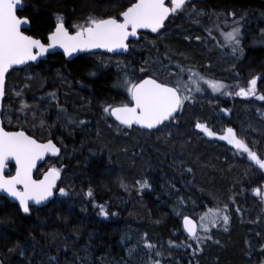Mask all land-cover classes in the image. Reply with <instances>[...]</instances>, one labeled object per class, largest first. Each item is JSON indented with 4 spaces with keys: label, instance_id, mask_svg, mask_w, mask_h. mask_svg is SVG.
Segmentation results:
<instances>
[{
    "label": "trees",
    "instance_id": "trees-1",
    "mask_svg": "<svg viewBox=\"0 0 264 264\" xmlns=\"http://www.w3.org/2000/svg\"><path fill=\"white\" fill-rule=\"evenodd\" d=\"M130 2L135 0H22L18 15L28 16L29 35L46 42L58 14L74 32L89 17L119 18ZM198 3L202 13L225 18L234 12L250 22L231 64L202 56L212 41L196 30L193 9L194 14L198 9L188 0L159 33L130 41L125 55L95 53L66 61L54 53L8 73L5 128L54 140L59 157L48 159L35 175L55 165L62 177L54 199L42 208L24 213L0 198V264H264V198L253 191L264 190V169L228 141L194 128L196 121L206 122L222 134L230 126L264 158V2ZM187 21L192 30L183 32ZM117 57L121 60L114 62ZM190 69L227 87L216 91L206 81L199 88L188 83L191 98L174 119L151 132L120 127L104 111L129 102L120 83L125 78L187 82ZM253 76L257 94L236 95ZM145 179L150 186L141 188L138 181ZM225 204L227 225L221 220L207 232L199 227V243L185 235L182 216L200 225L205 212Z\"/></svg>",
    "mask_w": 264,
    "mask_h": 264
},
{
    "label": "snow or ice",
    "instance_id": "snow-or-ice-1",
    "mask_svg": "<svg viewBox=\"0 0 264 264\" xmlns=\"http://www.w3.org/2000/svg\"><path fill=\"white\" fill-rule=\"evenodd\" d=\"M20 3L21 0H0V97L5 95V74L13 65L36 60L55 45H61L68 55L78 49L97 46L110 49L127 48L126 41L130 35L136 34L140 28H151L153 31L161 28L166 17L170 13L182 9L187 0H169V2L166 0H135V2H130L129 6L119 14L121 18L116 16L89 17L86 23L79 25L75 32H69L63 16L58 14L55 29L47 35V39L50 40V43L47 44L36 36L22 31V26L29 23V18L17 14ZM232 16L234 19L231 22L227 18L220 20L217 16V20L213 22L209 32L211 33L213 29L218 31L220 38L216 40V43L221 47L230 45L235 51L241 43L239 37L243 17H236L234 12ZM222 24H231V26L225 30L224 27H221ZM261 31L264 32V29ZM189 72L191 74L187 82L180 77H177L173 82H161L151 75L138 82L125 78L120 83L131 94L132 102H121L116 106L107 105L104 111L115 115L123 124L131 125L135 122L146 125L147 128H153L170 118L177 109L182 107L186 99L191 98L190 94H182V90L189 92V82L195 83L196 88H199L200 81H206L216 91L227 87L223 81L207 79L194 69H190ZM235 94L244 97L255 96L257 94V77L253 76L248 81V87H239ZM51 95L53 99L56 98L55 91ZM260 99L264 100V93L260 94ZM61 108L63 110V106ZM224 111L227 112L228 109H224ZM66 119L72 120L73 117L71 114H66ZM195 128L202 129L208 136L219 135L208 127L206 122L196 121ZM222 139L234 145L237 150L246 152L252 161L264 169V158L253 151L245 140L237 135L234 128L230 126L226 128ZM47 152H60V148L52 139L42 143L28 135L23 128L18 131H9L0 124V189L18 198L24 212L30 211V201L34 200L39 203L53 195V189L60 176V168L53 165L40 180L34 179L32 175L37 159ZM10 157L15 160V174L5 175L4 172ZM138 183L141 188L148 185L147 179L142 183L138 181ZM59 191L65 193L66 189L60 188ZM253 191L264 198V190L261 187H256ZM87 195H92L91 188ZM98 207L103 216L109 215L105 205H98ZM227 208L228 205L225 204L222 209H209L201 216L199 227L207 232L210 225L219 224L221 220L227 225L229 220ZM183 226L199 243L200 237L197 234L196 221L185 215L183 216ZM145 243L149 248L153 246L151 241L145 240ZM169 243L175 242L169 241ZM154 264H160V261H154Z\"/></svg>",
    "mask_w": 264,
    "mask_h": 264
},
{
    "label": "water",
    "instance_id": "water-1",
    "mask_svg": "<svg viewBox=\"0 0 264 264\" xmlns=\"http://www.w3.org/2000/svg\"><path fill=\"white\" fill-rule=\"evenodd\" d=\"M264 2V0H261ZM167 2V0H166ZM22 9V0H21V3H20V7L18 8V12ZM17 12V14H18ZM170 15V14H169ZM169 17V16H168ZM168 17H166L165 19V22L167 21ZM121 18V17H120ZM164 22V24H165ZM164 24L161 26V28L157 29L156 31H153L151 28H140L137 30V33L134 34V35H130L126 41V43L129 41V40H133V41H137L139 39V33L140 32H148L150 34H156L159 30H161L164 26ZM29 28V23L28 24H25L24 26H22V31L26 32L27 33V30ZM55 29V26L53 28V30ZM52 30V31H53ZM28 34V33H27ZM44 43H50V40H46V42ZM128 44V43H127ZM97 52H103V53H108V54H126L128 52V47L127 48H123V47H120V48H115V49H110V48H103V47H94V48H83V49H78L76 51H74L71 55H68L64 48L61 46V45H55L51 48L48 49V51L46 53H44L42 56L38 57L36 60H29V61H25L24 63L22 64H18V65H13L9 70L8 72L5 74V83H6V77H7V74L14 70V69H22L23 67H25L27 64L29 63H32L33 65H37L40 61H44L46 60L47 56L48 55H52L54 53H60L63 55V57L67 60V61H71L72 59L82 55V54H86V53H97ZM144 79V78H143ZM141 79V80H143ZM140 81V80H139ZM130 98H131V94H130ZM2 101H3V97H0V124L3 125V122H2V118H1V114H2ZM131 102H132V98H131ZM178 112V109L177 111L170 117L168 118L167 120H165L163 123L165 122H168L170 121L172 118L175 117V115L177 114ZM110 114V117L112 118V120L114 122H116L119 126H122V127H135L137 129H140V130H144V131H153L155 130L158 126L162 125V124H159V125H155L153 128H147L146 125H140V124H137L135 122H133L131 125H126V124H123L120 120H118L116 118L115 115ZM4 126V125H3ZM20 130V129H19ZM9 131H18V130H9ZM29 135V134H28ZM31 136V135H30ZM47 141V140H46ZM42 143L45 142V141H41ZM54 142V141H53ZM55 143V142H54ZM57 145V144H56ZM57 147H59L57 145ZM60 152L59 153H52V152H47L45 153L43 156L39 157L36 161V165L35 167L33 168V171H32V175H33V178L36 179V180H40V179H43V175L45 172L48 171V169H46L39 178H36L35 177V172L36 170L39 168V166L47 159V158H57L59 156ZM10 165L13 166V173L10 174V175H14L15 174V169H16V164H15V160L14 158H9V161L7 163V166H6V169H5V172L4 174L7 175V173L10 171L9 170V167ZM61 179V174L60 176L58 177L57 181H56V186L57 184L59 183ZM55 186V187H56ZM55 189V188H54ZM54 189H53V195L48 197L47 199L45 200H42L40 201L39 203H37L36 201L32 200L30 201L29 203V207H36V208H42L44 206H47L53 199H54ZM0 196L6 198L9 202L11 203H15L19 206L20 210L22 212H24L22 206L20 205L19 203V200L18 198H15L13 196H11L9 193H7L5 190L3 189H0ZM26 213V212H24ZM185 216V215H184ZM188 216V215H186ZM191 217V216H190ZM192 218V217H191ZM192 220L196 221L195 219L192 218ZM197 223V222H196ZM181 226H182V229L184 230L185 234L188 236V237H192L190 233L187 232V230L184 228L183 226V217L181 219ZM197 227H198V224H197Z\"/></svg>",
    "mask_w": 264,
    "mask_h": 264
},
{
    "label": "rangeland",
    "instance_id": "rangeland-1",
    "mask_svg": "<svg viewBox=\"0 0 264 264\" xmlns=\"http://www.w3.org/2000/svg\"><path fill=\"white\" fill-rule=\"evenodd\" d=\"M200 7H202L201 4L198 6V8H197L198 10H197V12L195 14H194V10H193V17L197 18V20H198V21H194V25L196 27H198V28H200L201 26H202V28H205L209 24L210 20H211V22H214V21L217 20V16H220V14L212 13V11L211 12L209 11L207 13L206 12L202 13ZM209 16H211V17H209ZM231 21H229V22H231ZM242 21L245 22V19H243ZM230 26H231V24L223 25L222 27H224L225 30H228V28ZM191 30H192V28H191V26L189 25V23L187 21V24H186L185 29L183 30V32H188V31H191ZM207 31H209V29ZM258 36H260V35H258ZM209 44H210L209 48H204L202 56L206 57L210 62L220 63V64H227L228 65V64H231L233 59L238 58V56H236V54H235V53H237V47L238 46L236 47V50L234 51L233 47L230 46V45L225 46L222 49H220V48L215 47L213 42H211ZM224 48H226V50ZM228 50H231V53H228ZM224 58L227 59V60L225 61ZM120 60L121 59L119 57L113 59L114 62H117V61H120ZM188 72H189V70H187V73ZM196 72H198V71L196 70ZM189 74H191V73L189 72L188 76H189ZM189 83L192 86L195 85V83H192V82H189ZM190 90L191 89H189V92H185V93L187 95H189L191 93ZM125 91L128 92L126 88H125ZM213 139L219 141L217 138H213ZM220 142H224V141H220Z\"/></svg>",
    "mask_w": 264,
    "mask_h": 264
},
{
    "label": "flooded vegetation",
    "instance_id": "flooded-vegetation-1",
    "mask_svg": "<svg viewBox=\"0 0 264 264\" xmlns=\"http://www.w3.org/2000/svg\"><path fill=\"white\" fill-rule=\"evenodd\" d=\"M199 0H193V6L195 7V8H198V6L200 5L199 3ZM244 19V18H243ZM241 23H242V27H241V35H240V39H243L244 37H245V35H246V27H248V26H250V22L248 23H245V22H243V21H241ZM201 31H203V30H201ZM204 33L208 36L209 34L208 33H206L205 31H204Z\"/></svg>",
    "mask_w": 264,
    "mask_h": 264
},
{
    "label": "bare ground",
    "instance_id": "bare-ground-1",
    "mask_svg": "<svg viewBox=\"0 0 264 264\" xmlns=\"http://www.w3.org/2000/svg\"><path fill=\"white\" fill-rule=\"evenodd\" d=\"M23 6V5H22ZM120 16V15H119Z\"/></svg>",
    "mask_w": 264,
    "mask_h": 264
}]
</instances>
